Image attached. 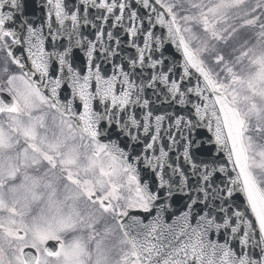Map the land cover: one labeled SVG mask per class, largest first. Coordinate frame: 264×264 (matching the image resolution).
Listing matches in <instances>:
<instances>
[{
	"label": "snow or ice",
	"instance_id": "6c2138e0",
	"mask_svg": "<svg viewBox=\"0 0 264 264\" xmlns=\"http://www.w3.org/2000/svg\"><path fill=\"white\" fill-rule=\"evenodd\" d=\"M0 264H264V0H0Z\"/></svg>",
	"mask_w": 264,
	"mask_h": 264
},
{
	"label": "water",
	"instance_id": "95a60500",
	"mask_svg": "<svg viewBox=\"0 0 264 264\" xmlns=\"http://www.w3.org/2000/svg\"><path fill=\"white\" fill-rule=\"evenodd\" d=\"M210 135V134H209Z\"/></svg>",
	"mask_w": 264,
	"mask_h": 264
}]
</instances>
